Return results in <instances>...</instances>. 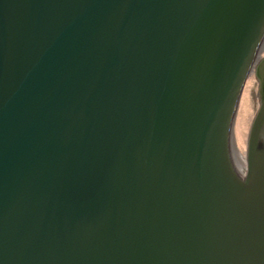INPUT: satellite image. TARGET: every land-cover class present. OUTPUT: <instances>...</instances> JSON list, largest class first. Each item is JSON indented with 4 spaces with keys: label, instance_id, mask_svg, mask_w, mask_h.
<instances>
[{
    "label": "water",
    "instance_id": "obj_1",
    "mask_svg": "<svg viewBox=\"0 0 264 264\" xmlns=\"http://www.w3.org/2000/svg\"><path fill=\"white\" fill-rule=\"evenodd\" d=\"M263 47L264 0H0V264H264Z\"/></svg>",
    "mask_w": 264,
    "mask_h": 264
},
{
    "label": "rangeland",
    "instance_id": "obj_2",
    "mask_svg": "<svg viewBox=\"0 0 264 264\" xmlns=\"http://www.w3.org/2000/svg\"><path fill=\"white\" fill-rule=\"evenodd\" d=\"M262 51H260V56H262ZM258 83L259 78L256 76L255 72H251L247 79L244 128H250L251 122L255 115Z\"/></svg>",
    "mask_w": 264,
    "mask_h": 264
},
{
    "label": "bare ground",
    "instance_id": "obj_3",
    "mask_svg": "<svg viewBox=\"0 0 264 264\" xmlns=\"http://www.w3.org/2000/svg\"><path fill=\"white\" fill-rule=\"evenodd\" d=\"M261 50H264V47ZM260 63H261V56H260V53H258V55L255 57V60L253 61V67H254L253 72L257 69V67H258V65H260Z\"/></svg>",
    "mask_w": 264,
    "mask_h": 264
},
{
    "label": "flooded vegetation",
    "instance_id": "obj_4",
    "mask_svg": "<svg viewBox=\"0 0 264 264\" xmlns=\"http://www.w3.org/2000/svg\"><path fill=\"white\" fill-rule=\"evenodd\" d=\"M263 52H264V50L262 51V54L261 55H263ZM262 57V56H261ZM264 58V57H263ZM263 74H264V71H263Z\"/></svg>",
    "mask_w": 264,
    "mask_h": 264
}]
</instances>
